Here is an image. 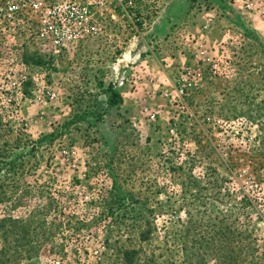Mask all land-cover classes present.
Returning a JSON list of instances; mask_svg holds the SVG:
<instances>
[{"label": "rangeland", "instance_id": "obj_1", "mask_svg": "<svg viewBox=\"0 0 264 264\" xmlns=\"http://www.w3.org/2000/svg\"><path fill=\"white\" fill-rule=\"evenodd\" d=\"M232 1L207 0L190 15L213 24L200 85L183 103L163 96L174 95L170 80L183 63L177 26L145 41L118 72L104 70L90 46L47 56L32 45H0V140L18 147L16 157L25 153L0 218L42 210V252L32 264H123L118 250L147 229L156 264L200 256L205 264H264V0H248L250 8ZM141 57L151 73L139 75ZM119 77L121 103L107 108L97 84ZM245 180L260 190L247 192ZM217 226L227 240L213 235ZM199 230L201 243L215 244L185 261L183 246Z\"/></svg>", "mask_w": 264, "mask_h": 264}, {"label": "built area", "instance_id": "obj_2", "mask_svg": "<svg viewBox=\"0 0 264 264\" xmlns=\"http://www.w3.org/2000/svg\"><path fill=\"white\" fill-rule=\"evenodd\" d=\"M170 1L0 0V45L21 48L32 45L51 55L68 54V50L82 53L84 46H90L92 57L104 58V70L118 72L131 57L141 56L145 41L165 39L148 35ZM250 6L244 0L243 7ZM190 18L172 33L176 56L183 63L175 68L176 76L170 80L174 95L164 92L163 96L176 103H183L182 96L200 85L203 64L209 61L203 40L213 20L206 15L201 23L194 24ZM187 115L192 117L191 113ZM243 183L247 192L261 188L249 180ZM244 196L250 198L248 193Z\"/></svg>", "mask_w": 264, "mask_h": 264}, {"label": "trees", "instance_id": "obj_3", "mask_svg": "<svg viewBox=\"0 0 264 264\" xmlns=\"http://www.w3.org/2000/svg\"><path fill=\"white\" fill-rule=\"evenodd\" d=\"M195 1H197L198 5L192 4ZM216 1L221 3V0ZM206 3L207 0H171L165 7L161 16L156 20L153 29L148 36L159 35L166 38L164 31L167 25L172 27L183 24L194 9L200 8ZM46 55L52 56L47 53ZM34 62L36 64L40 63V58H36ZM120 81L121 78L119 77L117 81L109 82L106 85L100 83L97 84L99 89H101L102 94L106 97L107 108L114 107L117 110L121 103L119 91L116 88L119 86ZM16 149H18L17 146H11V143L4 139L0 140V203L11 202V197L9 195L15 190V185L19 182H14L12 180V175H16L15 170L18 167H20V169L23 168V156L25 153L17 154L18 157H16V154L13 153V150ZM11 154L15 156L14 159L11 158ZM15 160L20 163L16 164L14 162ZM17 200L19 199L17 198ZM11 204L12 210L15 209L18 202L13 200ZM41 214L42 210L37 212L34 210L33 212H30L28 217L20 218L19 216H15L13 213L8 212L0 218V264H32L33 260H37L40 257L42 247L38 242L40 239L39 234L41 235L43 229H45L43 227L45 226L44 222L41 220ZM193 228L195 230V227ZM185 229H187V227H184L182 231H179L182 240L187 237ZM46 232L48 231L46 230ZM225 232L226 231H221V227L217 226L213 235L217 236V240L223 242L229 238ZM196 233L197 239L196 241L193 239L191 240L195 242L190 243V248L183 246L185 261H187L186 258L188 254L194 255L196 248L198 251H201L206 245L208 247H213L215 244L214 240L201 243V240L206 234L200 230ZM192 234L196 236L195 232H192ZM149 235L150 232L148 229L139 230L136 233L135 243L118 250L121 254L123 264H138L141 259V264L157 263L153 254H148V252H146L148 247L147 242L150 239ZM195 253V255H197V251ZM196 264H205V261L203 262L202 260V256H200L199 263Z\"/></svg>", "mask_w": 264, "mask_h": 264}, {"label": "crops", "instance_id": "obj_4", "mask_svg": "<svg viewBox=\"0 0 264 264\" xmlns=\"http://www.w3.org/2000/svg\"><path fill=\"white\" fill-rule=\"evenodd\" d=\"M236 2L237 1H232V3H233V5L235 4L236 5ZM201 22H202V20H201ZM193 28V27H192ZM211 30V29H210ZM210 30L207 32V34L204 36V40H205V38L207 39L209 36V32H210ZM142 58V57H141ZM167 58V57H166ZM181 59V58H180ZM180 59H177V60H179L180 61ZM141 60H144L143 62H141V66L143 67V68H141V69H139L140 71H139V75H140V73H143V74H146V73H151V69L148 67V66H145L144 65V62H147V60H145V59H141ZM182 60V59H181ZM147 63H149V62H147ZM121 78V77H120ZM166 78V77H165ZM160 81V80H159ZM121 83V82H120ZM142 83H143V78H140V76L135 80V81H133V86H137V85H139V84H141L142 85ZM120 87H121V85H120ZM160 88H161V86H160ZM126 89L127 90H130V87L129 86H127L126 87ZM123 90H125V89H123Z\"/></svg>", "mask_w": 264, "mask_h": 264}]
</instances>
